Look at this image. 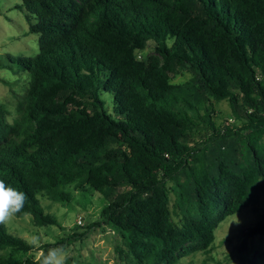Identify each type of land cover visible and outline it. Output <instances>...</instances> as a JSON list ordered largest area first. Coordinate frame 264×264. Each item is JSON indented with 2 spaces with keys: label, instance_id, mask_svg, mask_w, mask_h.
<instances>
[{
  "label": "trees",
  "instance_id": "trees-1",
  "mask_svg": "<svg viewBox=\"0 0 264 264\" xmlns=\"http://www.w3.org/2000/svg\"><path fill=\"white\" fill-rule=\"evenodd\" d=\"M16 9L38 53L14 61L29 81L10 123L0 103V179L25 193L13 216L62 229L41 196L66 205L70 187L108 190L101 223L87 229L115 231L123 260L209 253L217 226L264 195V0H22ZM149 44L155 56L139 60ZM221 102L232 117L216 123ZM257 235L264 217L241 247ZM49 247L0 223V264H39L34 253Z\"/></svg>",
  "mask_w": 264,
  "mask_h": 264
},
{
  "label": "rangeland",
  "instance_id": "rangeland-1",
  "mask_svg": "<svg viewBox=\"0 0 264 264\" xmlns=\"http://www.w3.org/2000/svg\"><path fill=\"white\" fill-rule=\"evenodd\" d=\"M21 2L22 0H0V103L8 111L9 123L18 116L17 103L23 102L29 81L28 73L21 71L14 61L17 57L33 58L38 53V36L28 33L24 14L16 9ZM153 56L155 54L151 44L137 54V58L144 62ZM188 78L189 74L183 73L177 75L172 83L179 84ZM216 110L221 112L220 116L216 115V123L232 117L226 102L216 105ZM67 191L72 194L71 204L63 205L48 196L40 197L45 213L56 217L62 229L57 226L37 227L30 215L22 218L12 215L4 222L9 233L30 243L35 240V246L49 244V250L60 248L54 245L58 239H68L74 234L82 235L88 232L62 248L64 264H132L119 255L118 250L122 244L115 231L105 225L95 226L90 231L87 229L91 224L101 223V209L113 195L108 190L105 191L106 195L93 192L91 196L75 192L72 187ZM173 202L174 196L170 194L171 209ZM263 217L264 195L259 193L255 203L227 217L217 226L209 253H193L181 259L178 264H264V235L247 239L246 248L241 247L243 234ZM172 219L179 222L178 217L172 216ZM41 253L42 251H37L34 256L37 258Z\"/></svg>",
  "mask_w": 264,
  "mask_h": 264
},
{
  "label": "clouds",
  "instance_id": "clouds-1",
  "mask_svg": "<svg viewBox=\"0 0 264 264\" xmlns=\"http://www.w3.org/2000/svg\"><path fill=\"white\" fill-rule=\"evenodd\" d=\"M25 202V193L9 186L3 179H0V223L9 219L19 212ZM35 243V240L32 241ZM39 264H64L63 249H49L47 254H41Z\"/></svg>",
  "mask_w": 264,
  "mask_h": 264
},
{
  "label": "built area",
  "instance_id": "built-area-1",
  "mask_svg": "<svg viewBox=\"0 0 264 264\" xmlns=\"http://www.w3.org/2000/svg\"><path fill=\"white\" fill-rule=\"evenodd\" d=\"M79 223H80V224L82 223L81 220H79Z\"/></svg>",
  "mask_w": 264,
  "mask_h": 264
}]
</instances>
